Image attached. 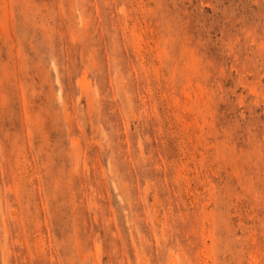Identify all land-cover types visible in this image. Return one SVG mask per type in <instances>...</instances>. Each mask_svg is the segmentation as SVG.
Wrapping results in <instances>:
<instances>
[{
  "label": "rangeland",
  "instance_id": "rangeland-1",
  "mask_svg": "<svg viewBox=\"0 0 264 264\" xmlns=\"http://www.w3.org/2000/svg\"><path fill=\"white\" fill-rule=\"evenodd\" d=\"M0 264H264V0H0Z\"/></svg>",
  "mask_w": 264,
  "mask_h": 264
}]
</instances>
